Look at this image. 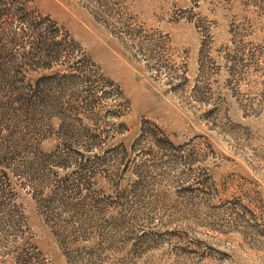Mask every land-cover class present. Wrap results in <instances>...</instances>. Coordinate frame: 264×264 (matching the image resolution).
Returning a JSON list of instances; mask_svg holds the SVG:
<instances>
[{
	"label": "rangeland",
	"instance_id": "obj_1",
	"mask_svg": "<svg viewBox=\"0 0 264 264\" xmlns=\"http://www.w3.org/2000/svg\"><path fill=\"white\" fill-rule=\"evenodd\" d=\"M0 71V264H264V0H0Z\"/></svg>",
	"mask_w": 264,
	"mask_h": 264
},
{
	"label": "trees",
	"instance_id": "obj_2",
	"mask_svg": "<svg viewBox=\"0 0 264 264\" xmlns=\"http://www.w3.org/2000/svg\"><path fill=\"white\" fill-rule=\"evenodd\" d=\"M33 30L36 34H38V38L42 39L46 38L47 39H52L54 40L55 38H60L62 36L61 30L58 28L57 24L55 22H46L45 20H39L35 23ZM39 32H43V35H40ZM44 36V37H42ZM2 49V48H1ZM40 50L39 52H44L45 50L43 49H36ZM48 52L50 54L51 61L48 63V65H43L41 66L42 69H51L52 65L54 62H57V58L60 57L61 53L63 52L62 50V44L61 42H54L49 45ZM31 56H34V54L30 53ZM48 58V57H47ZM47 60V59H46ZM2 74V71H0ZM25 112L26 110H29L28 106H25L24 108Z\"/></svg>",
	"mask_w": 264,
	"mask_h": 264
}]
</instances>
